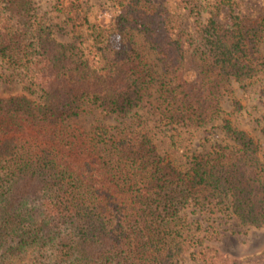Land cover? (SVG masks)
Returning a JSON list of instances; mask_svg holds the SVG:
<instances>
[{"label": "trees", "instance_id": "obj_1", "mask_svg": "<svg viewBox=\"0 0 264 264\" xmlns=\"http://www.w3.org/2000/svg\"><path fill=\"white\" fill-rule=\"evenodd\" d=\"M111 1L117 14L106 25L92 23L80 0L62 1L72 40L60 42L31 0H0V85L9 71L24 91L0 97V264H34L35 253L48 251L52 264H183L191 247L193 260L264 264L224 260L204 245L203 219L188 211L226 208L243 224H264V155L247 131L225 119L230 140L193 154L182 170L147 130L71 125L92 109L126 120L152 87L162 120L218 119L222 85L264 70V16L231 9L226 23L221 4L232 3L221 0L203 22L187 0L196 18L186 30L171 28L152 0ZM135 32L161 71L147 63Z\"/></svg>", "mask_w": 264, "mask_h": 264}, {"label": "rangeland", "instance_id": "obj_2", "mask_svg": "<svg viewBox=\"0 0 264 264\" xmlns=\"http://www.w3.org/2000/svg\"><path fill=\"white\" fill-rule=\"evenodd\" d=\"M38 17L48 25H51L54 37L60 42L71 41V32L65 23V13L61 10L62 1L65 0H31ZM84 12L92 23L108 24L112 17L117 14V8L111 0H80ZM156 5H162L169 13L171 28L180 24L188 30L195 23V14L191 17L187 14V0H152ZM221 0H195L201 9L200 21L205 22L216 10ZM231 1L232 5L221 4L220 18L225 17L231 9L241 11L244 16H264V0H222ZM153 2V5H154ZM141 54L147 63L154 69L161 71V65L157 54L152 51L142 34L134 33ZM92 49L90 42L87 43V52ZM257 51L260 61L264 62V33L257 41ZM4 72L0 62V73ZM9 72V71H8ZM4 76L6 82L0 85V97L23 94V85L14 76L8 73ZM8 79L10 80L9 82ZM222 91L223 112L220 117L206 125L195 124L175 125L159 118L155 110L158 93L155 87L148 89L144 95V102L129 114L130 118L121 120L114 115H105L98 110H89L83 116L71 123L74 127L87 130L96 120L106 123L115 128L121 124H131L139 130H147L154 137L158 151L169 161H172L179 169L187 170L191 167L193 154L203 156L213 152L216 144L223 139L229 141L223 129L225 119L232 121L237 129L247 131L259 145L261 155H264V70L252 77L237 79L232 77L220 88ZM123 122V123H122ZM123 126V125H121ZM188 211L192 218L203 219L204 230L201 237L204 245L215 247L223 259L256 260L264 263V224L261 226L243 224L234 214L226 208L211 212L205 210ZM188 249L184 253L183 264H224L193 260ZM34 264H52L50 262L51 252L38 256ZM245 260V261H246ZM255 262V261H254ZM254 264V263H252Z\"/></svg>", "mask_w": 264, "mask_h": 264}]
</instances>
